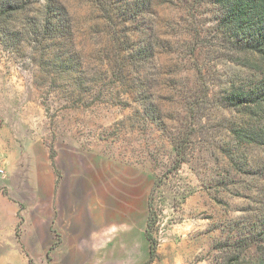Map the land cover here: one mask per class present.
<instances>
[{"label":"rangeland","instance_id":"374dc122","mask_svg":"<svg viewBox=\"0 0 264 264\" xmlns=\"http://www.w3.org/2000/svg\"><path fill=\"white\" fill-rule=\"evenodd\" d=\"M61 2L73 72L52 80L27 37L20 54L0 42V209H17L18 242L49 193L50 225L81 231L73 264L263 261L264 146L234 131L264 135V103L226 98L264 81V55L222 33L212 0H149L135 20L152 53L123 70L93 3Z\"/></svg>","mask_w":264,"mask_h":264},{"label":"trees","instance_id":"16d2710c","mask_svg":"<svg viewBox=\"0 0 264 264\" xmlns=\"http://www.w3.org/2000/svg\"><path fill=\"white\" fill-rule=\"evenodd\" d=\"M89 1L102 15L108 45L119 51L118 59L123 63V70L126 67H137L138 63L149 59L152 46L143 38L146 20H135L148 11L149 0ZM212 1L219 8L217 20L222 33H228L240 51L264 55V0ZM70 20L61 0H0V44L3 50L12 46L14 52L20 54L23 48L21 41L27 37L34 54L39 55L37 66L40 70H52L49 72L54 78L52 80H58L61 74L73 72L75 68L73 65L76 59L70 42L73 32ZM129 24L136 25L128 35L126 26ZM50 51L54 65L46 57ZM257 84L253 90L230 93L226 101L233 107L246 104L261 106L264 103V81H258ZM246 134L234 131L239 140L247 138L250 143L264 146V135L260 131L253 130ZM152 226V221H149L146 228L150 262L156 256ZM250 264H264V260Z\"/></svg>","mask_w":264,"mask_h":264},{"label":"crops","instance_id":"0c3cea01","mask_svg":"<svg viewBox=\"0 0 264 264\" xmlns=\"http://www.w3.org/2000/svg\"><path fill=\"white\" fill-rule=\"evenodd\" d=\"M68 183H66L67 185ZM55 200L64 206L75 207V196L64 187ZM63 202V203H62ZM54 205L52 194L43 193L40 198V216L29 218L24 214L22 238H16L17 209H0V264H73L80 255V229L75 225L59 227L50 225L49 216L44 215ZM78 206V205H77ZM32 212V210H31ZM35 259V260H33Z\"/></svg>","mask_w":264,"mask_h":264}]
</instances>
